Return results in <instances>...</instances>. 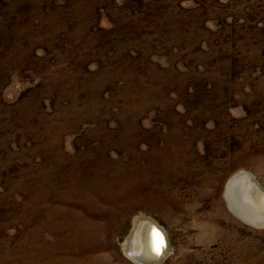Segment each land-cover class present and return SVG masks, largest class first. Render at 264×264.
Wrapping results in <instances>:
<instances>
[{
	"label": "rangeland",
	"instance_id": "rangeland-1",
	"mask_svg": "<svg viewBox=\"0 0 264 264\" xmlns=\"http://www.w3.org/2000/svg\"><path fill=\"white\" fill-rule=\"evenodd\" d=\"M264 187V0H0V264H264L226 197Z\"/></svg>",
	"mask_w": 264,
	"mask_h": 264
},
{
	"label": "bare ground",
	"instance_id": "bare-ground-1",
	"mask_svg": "<svg viewBox=\"0 0 264 264\" xmlns=\"http://www.w3.org/2000/svg\"><path fill=\"white\" fill-rule=\"evenodd\" d=\"M239 174L227 183L226 197L233 210L245 222L256 227H263L264 187L252 176L253 174L251 175V172L244 170ZM153 224L161 228L151 217L142 213L136 215L132 228L123 241L124 253L136 264H162L168 253L169 244L166 249H162V254L153 252L150 239V229ZM162 230L166 235V231ZM166 239L168 242L167 235Z\"/></svg>",
	"mask_w": 264,
	"mask_h": 264
},
{
	"label": "water",
	"instance_id": "water-1",
	"mask_svg": "<svg viewBox=\"0 0 264 264\" xmlns=\"http://www.w3.org/2000/svg\"><path fill=\"white\" fill-rule=\"evenodd\" d=\"M236 175L233 177L235 178ZM238 175H240V174H238ZM251 175H252V173H251ZM162 229L157 227L155 224H153L151 229H150V235H151L150 239H151L152 249H153V252L157 253V254H162V249L163 248L166 249L167 244H168L167 239H166V235ZM154 232L158 233L159 238H162V239H157V237L154 235ZM154 240L156 241V244L158 245V248L156 250H154Z\"/></svg>",
	"mask_w": 264,
	"mask_h": 264
},
{
	"label": "snow or ice",
	"instance_id": "snow-or-ice-1",
	"mask_svg": "<svg viewBox=\"0 0 264 264\" xmlns=\"http://www.w3.org/2000/svg\"><path fill=\"white\" fill-rule=\"evenodd\" d=\"M154 235L157 237V239H162V238H159L158 233L154 232ZM157 248H158V245L156 244V241L154 240V250H156Z\"/></svg>",
	"mask_w": 264,
	"mask_h": 264
}]
</instances>
